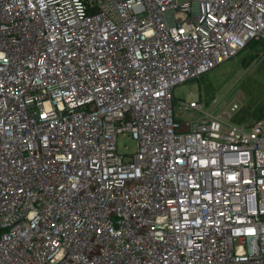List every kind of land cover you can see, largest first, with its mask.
<instances>
[{
  "label": "built area",
  "instance_id": "2783aa9c",
  "mask_svg": "<svg viewBox=\"0 0 264 264\" xmlns=\"http://www.w3.org/2000/svg\"><path fill=\"white\" fill-rule=\"evenodd\" d=\"M250 42L264 0H0V264H264V115L173 94Z\"/></svg>",
  "mask_w": 264,
  "mask_h": 264
},
{
  "label": "rangeland",
  "instance_id": "374dc122",
  "mask_svg": "<svg viewBox=\"0 0 264 264\" xmlns=\"http://www.w3.org/2000/svg\"><path fill=\"white\" fill-rule=\"evenodd\" d=\"M252 46L199 79L177 86L173 93L175 99L195 101L199 99V90H202L209 100L227 98L239 102V116L241 112H252L264 106V44ZM134 148L135 142L131 138L118 135L117 149L120 153H130Z\"/></svg>",
  "mask_w": 264,
  "mask_h": 264
},
{
  "label": "trees",
  "instance_id": "16d2710c",
  "mask_svg": "<svg viewBox=\"0 0 264 264\" xmlns=\"http://www.w3.org/2000/svg\"><path fill=\"white\" fill-rule=\"evenodd\" d=\"M252 45H263L262 43H258V42H250L248 44V46L246 47V49H250L251 47H253ZM245 49V50H246ZM264 63V61H263ZM264 115V106L257 108L256 110L252 111V112H247V113H242L239 116V120L237 119V121H240L242 119L245 118H250V119H258L261 118Z\"/></svg>",
  "mask_w": 264,
  "mask_h": 264
}]
</instances>
